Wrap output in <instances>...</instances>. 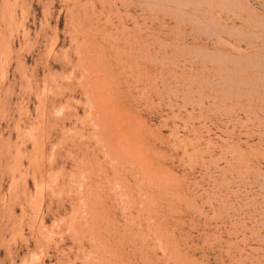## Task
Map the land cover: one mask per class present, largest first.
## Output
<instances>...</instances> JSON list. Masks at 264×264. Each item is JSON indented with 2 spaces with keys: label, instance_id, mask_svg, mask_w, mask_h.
<instances>
[{
  "label": "rangeland",
  "instance_id": "rangeland-1",
  "mask_svg": "<svg viewBox=\"0 0 264 264\" xmlns=\"http://www.w3.org/2000/svg\"><path fill=\"white\" fill-rule=\"evenodd\" d=\"M0 264H264V0H0Z\"/></svg>",
  "mask_w": 264,
  "mask_h": 264
}]
</instances>
